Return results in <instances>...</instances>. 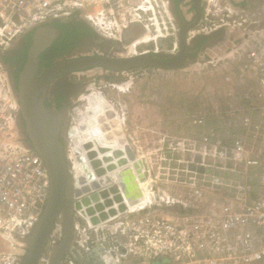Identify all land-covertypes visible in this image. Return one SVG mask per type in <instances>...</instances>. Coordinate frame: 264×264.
I'll return each mask as SVG.
<instances>
[{
	"label": "built area",
	"instance_id": "1",
	"mask_svg": "<svg viewBox=\"0 0 264 264\" xmlns=\"http://www.w3.org/2000/svg\"><path fill=\"white\" fill-rule=\"evenodd\" d=\"M89 6L101 9L88 12ZM69 13H80L95 32L113 37L129 27L119 33L117 24L124 20L115 17H137L151 33L164 30L173 40L172 51L179 49L170 0H0V54L38 24ZM158 17L166 20L158 25ZM199 26L203 34H228L209 50L205 65L223 77L230 101L223 114L236 134L229 140L160 136L152 154L141 158L152 201L105 227H91L82 217L74 240L82 257L108 256L112 264L158 259L168 261L161 264H264V0H208ZM198 27L189 38L201 33ZM160 51L155 45L152 52ZM9 94L0 66V264H18L21 239L39 218L50 189L40 155L17 144L18 107L7 101Z\"/></svg>",
	"mask_w": 264,
	"mask_h": 264
},
{
	"label": "water",
	"instance_id": "2",
	"mask_svg": "<svg viewBox=\"0 0 264 264\" xmlns=\"http://www.w3.org/2000/svg\"><path fill=\"white\" fill-rule=\"evenodd\" d=\"M117 1L114 0V3L116 4ZM200 1L196 0L197 19L191 23L177 15L175 5L170 0V10L180 27L177 53H140L124 57L87 54L55 63L45 70L39 79L37 78L41 60L39 56L60 36L61 30L51 25L40 27L34 32L27 53L28 60L19 75L18 112L25 121L31 141L28 149L40 155L46 165L50 189L39 218L28 236L21 239L25 252L18 264H41L46 253H48L47 264H64L68 257H75L80 262L83 257L74 242L76 223H83L84 214L88 215L95 226L101 220L108 221V215L98 210L104 208L105 201L103 202L101 198L107 199L109 192H113L117 193V200H121L118 192L119 184L113 183V187H106L112 182L108 173L116 170L118 166L125 167L130 161L134 163L140 180H146L144 161L137 158L134 146L120 124L118 112L104 97L100 95V103L98 105L94 103L92 109H87L88 102L81 105L80 99L72 105L49 106L45 97L50 86L64 75L94 69L124 73L147 69V67L161 71H176L184 68L195 59L191 57L196 52L192 49L189 33L199 25ZM34 30L35 27L27 31L23 37ZM144 32L141 24L134 23L124 31L123 35L137 38ZM212 45L213 43L210 42L205 48ZM74 122L79 125L72 128ZM88 128H92L91 132L99 138V141L90 140L84 142L83 147L75 146L74 140L77 139L74 137L78 138L77 135L81 131L86 133ZM94 142L98 145L97 149L94 148ZM70 143L75 146L71 145L77 160L83 166L85 176L78 177L71 168L72 163L68 157ZM111 145H120L124 148L112 149ZM100 154L102 157H99ZM117 177H121V174ZM106 201L110 202L108 199ZM127 211L122 205L119 213L115 215L112 212V215L116 217Z\"/></svg>",
	"mask_w": 264,
	"mask_h": 264
},
{
	"label": "rangeland",
	"instance_id": "3",
	"mask_svg": "<svg viewBox=\"0 0 264 264\" xmlns=\"http://www.w3.org/2000/svg\"><path fill=\"white\" fill-rule=\"evenodd\" d=\"M96 8L101 9L100 6ZM91 9L94 8L91 7ZM87 11L89 12L90 10L88 9ZM72 14L75 13L64 15ZM81 18L92 30H94L91 23L88 22L85 17ZM115 18L119 22L121 18L124 20L123 24H117L119 33H121L122 29L127 25L130 26L133 24L131 21L140 20L137 19V17ZM161 18L166 20V17ZM161 18L158 17L160 23L161 20H163ZM188 18L190 19L191 17ZM200 27L201 26L195 31L201 32L199 29ZM106 33L113 35V32L110 30ZM152 34L153 38H157L156 42L152 40L150 48L146 47L147 45H144V48L138 46L140 52L135 50L136 52L133 55H131L132 53L125 55L124 51L127 50L138 37H124L123 34L122 36L116 35V37L98 34L99 39H102L104 42L103 44L106 43V45L99 44L96 46L90 44L88 47H90L91 54L92 52L102 49L106 53H111L114 56H134L138 54V52L143 53L144 51L153 53L152 51L155 49V45L159 47V50L161 49L159 53H177L171 50L173 48V40L169 37H165L164 30L161 32L155 31ZM227 35L226 31L222 30V35H219L211 41L213 43L211 48H202L198 54L194 56L195 59L180 70L161 71L147 67V69L135 72L111 73L101 69H94L73 74L69 77V80L77 85V95L74 97V102L81 98L80 104L83 105L88 101V97L91 95H95L99 101L100 95L104 97L118 112L119 121H121L120 124L125 134L130 139L131 144L134 146L136 154L138 153L137 148L139 145L142 147L141 157L147 154L151 155L156 141L163 135L192 138L212 135L229 140V138L236 134V128L234 125H228V117L223 114L228 110L230 104V101L226 99L227 96L224 95L225 93L223 91L224 88L227 90V87L224 85L225 83L223 84L222 82V75L215 70L212 65H205L206 61L210 59L208 55H212L209 50L215 51L217 47L227 39ZM83 47H85V45ZM77 52L73 56H79ZM2 72L6 77V73L3 70ZM123 84L128 85L125 90L121 91L118 89V85ZM90 105L89 103L87 104V109H90ZM200 120L202 121L201 123L199 122ZM81 123H83V121ZM78 125L79 124H75L74 122L72 128ZM88 131H86L85 134L81 131L78 133V138L74 137V139H77V141L74 140L75 146L76 142L79 143V139H83L84 136L88 134ZM14 134V137L18 140L15 126ZM97 141H99V139ZM71 145L75 147L70 143V146H68L70 148L68 149V157L72 163L71 168L74 170L75 162L78 160ZM141 157L137 154L138 159H141ZM80 167L83 169L82 164H80ZM134 173L137 177L138 174H136V171H134ZM83 174H85V172ZM136 177L135 179L138 180V177ZM177 211H179V209H177ZM103 232L106 234L105 237H108L107 229L103 230ZM95 234L94 231H90L88 236L91 239L94 238ZM53 244L52 242L51 245ZM23 247L24 245L22 244L19 248L20 251H22L21 254L25 252ZM73 258L74 257H68L64 264H68ZM47 261L48 253H46L44 261L41 264H47ZM126 264L139 263L128 261Z\"/></svg>",
	"mask_w": 264,
	"mask_h": 264
},
{
	"label": "flooded vegetation",
	"instance_id": "4",
	"mask_svg": "<svg viewBox=\"0 0 264 264\" xmlns=\"http://www.w3.org/2000/svg\"><path fill=\"white\" fill-rule=\"evenodd\" d=\"M173 1V0H172ZM175 5V11L178 16L184 17L186 20L190 21L191 23L195 22L197 19V10L195 8L196 5V0H180L179 7H176L175 2L173 1ZM200 12H201V17L199 24L202 22V20L205 17L206 14V8L208 6V0H201L200 1ZM191 15V16H190ZM68 17V18H67ZM82 15L80 13H75L72 15H62L57 19H50L47 20L43 23L38 24L35 27V30L26 36H22L13 46L10 50H8L5 53L0 54V65L1 69L6 73V79L9 87V91L11 93V96L13 100L16 101L17 107L18 106V94H19V75L21 71L24 68V65L26 61H23V57L25 53H28V50L32 44L33 40V34L34 32L39 29L40 27H46V26H56V22H60L63 24H68L72 25L73 27H79L81 31L84 30L82 26H87V28L91 29L81 18ZM188 17H191L190 19ZM176 22V20H175ZM178 25V23L176 22ZM179 26V25H178ZM199 26V25H198ZM60 29L59 27H57ZM180 28V27H179ZM61 34L59 37L55 39V41L52 43L50 47H48L42 54L39 56L40 60V70L37 74V78L39 79L40 76L47 70L49 67L54 65L55 63L64 61L69 58L73 57H80L87 55V53H90V47L88 45H106L103 44L104 42L102 39H99V35L94 31V34H85L81 32L78 37H75L74 40H72L71 44L69 47L60 50L58 46H55L54 44L63 36L64 32L62 29ZM219 35H222V31L219 33H213V34H201L197 33L193 38L191 42L192 49L196 52L194 55L191 57H194L195 55L198 54V52L202 49L205 48L212 40H214L216 37ZM30 36V40H28V37ZM204 38H208V41L206 43H203L204 45L201 44V40ZM30 42V45L27 46V42ZM95 41V43H94ZM85 45V47H83ZM54 46V47H53ZM103 46V47H104ZM57 50L56 52H54ZM79 51V52H77ZM78 53L79 56H73L75 53ZM93 54H98V55H106V56H113L111 53H106L104 50L95 51L92 52V54L88 55H93ZM27 59V57H26ZM28 60V59H27ZM111 73H117V72H111ZM73 75V74H72ZM71 75H64L60 78H58L49 88V92L47 96L45 97L46 104L49 106L52 105H57L58 101L61 102L60 106L63 105H72L74 102V97L77 95L76 89L77 85L72 83L69 80V77ZM15 127L16 131L18 134V141L19 143L25 147L29 148L31 146V141L29 138V135L26 131V124L25 121L22 119V117L19 115V112L17 110L16 112V118H15ZM105 257V256H104ZM74 259V258H73ZM74 264H112L111 258L107 256L103 260L98 259L95 254L90 253V255H85L83 257V260L81 262H77L76 259Z\"/></svg>",
	"mask_w": 264,
	"mask_h": 264
},
{
	"label": "bare ground",
	"instance_id": "5",
	"mask_svg": "<svg viewBox=\"0 0 264 264\" xmlns=\"http://www.w3.org/2000/svg\"><path fill=\"white\" fill-rule=\"evenodd\" d=\"M93 10L97 11L99 9H97V8L90 9L89 12H91ZM131 22H133V24L134 23H137V24L138 23H142L143 24V22H141L140 20H133ZM157 24L160 25L158 19H157ZM134 26H136V24ZM145 27H144L145 32L143 34H141V36H139L138 39H136V40L134 39L135 42L132 43L134 45L131 44V46L128 49L126 48L127 50L124 51L125 55L131 54V53H132L131 55H133V54H135L136 51L140 52V49H139L138 46H142L140 48H144V45H147L146 47L150 48L151 47L150 44H152L151 43L152 40L157 39L155 37L153 38V34L151 33V30L149 28H145ZM158 29H160V26H158ZM132 31L135 32V30H133V29H132ZM176 46H177V44H176ZM139 52L136 55H139L140 54ZM127 85L128 84L118 85V89L123 91V90H125ZM6 98H7L8 102H10V100H11V103L13 104L14 107L17 105L16 101L13 100V98L11 96V93L9 94V97H6ZM87 102L89 104H91L90 105L91 106L90 109H92L94 107V103H95V105H98V103H100V101L98 100V98L95 95L89 96ZM120 123H121V121H120ZM88 130H89L88 134L85 135L83 139H79V143L76 142V145H78V147H83L82 145L86 141H90V140L95 141V139L97 141L99 139L97 136L95 137V135L91 132L92 128H90V129L88 128ZM17 142L19 144L18 140H17ZM97 146L98 145L95 143V147L94 148L97 149ZM111 146H112V149H120L121 150V149L124 148V147H122L120 145H111ZM99 157H102V155L100 154ZM83 170L84 169H82V167H80L79 161H76L73 172L78 177L79 176L82 177V176H85V174H83L85 171L83 172ZM134 171H136V174H138V171L134 167V163L129 161V163L125 167L118 166L116 170H114L113 172L108 173L109 177L112 179V182H111V184L109 183V185H107V186L104 185V186L110 188V187H113L112 186L113 183L119 184L120 189H118V192H119V197H121V200L119 201V200H117V196H116L117 193L109 192L107 199L110 200V202L106 201L107 199H104L105 197L101 198V200H103V202L105 201L104 202V208L103 209H98V210L103 212L104 214L108 215L109 220L115 218L114 215H112V212H114L113 214L117 215V213H119L120 207L122 205H124L127 210H135L137 208H140V207H143V206L147 205L148 203H150L152 201L153 194L149 190V188L147 187L148 186V182H149L147 177H146L145 181H141L140 178H139L140 176L138 174L137 175L138 180H137V179H135L136 175H135ZM120 174H121V177H117ZM130 179H132V180H130ZM84 217L88 220V223L91 225V227L95 226V225H93L91 223L88 215L84 214ZM105 223H107V221H102L101 220L100 223H98L96 226L97 227L98 226L105 227V225H104ZM7 248L8 247H6L5 249H7Z\"/></svg>",
	"mask_w": 264,
	"mask_h": 264
},
{
	"label": "trees",
	"instance_id": "6",
	"mask_svg": "<svg viewBox=\"0 0 264 264\" xmlns=\"http://www.w3.org/2000/svg\"><path fill=\"white\" fill-rule=\"evenodd\" d=\"M173 1L175 2L176 7H179L180 0H173ZM56 25H57V27L62 29L64 32L63 36L54 44L55 46H58L57 50L58 49L63 50L65 48L69 47L72 40H74L75 37H78L81 32L85 33L86 35L87 34H91V35L94 34V31L92 29L87 28V26H82L84 28V30L81 31V29H79L78 26L73 27L72 25L63 24L60 22H56ZM28 40H30V36L28 37ZM207 41H208V38L202 39L200 45H204L203 43H206ZM29 45H30V42L28 41L27 46H29ZM57 50H55L54 52H56ZM26 57H27V53H25V55L23 57V59H24L23 61L27 60ZM60 104H61V102L58 101V103H57L58 107L60 106ZM48 105H49V103H48ZM165 262H168V261L158 259V260H155L153 263L154 264H161V263H165Z\"/></svg>",
	"mask_w": 264,
	"mask_h": 264
},
{
	"label": "crops",
	"instance_id": "7",
	"mask_svg": "<svg viewBox=\"0 0 264 264\" xmlns=\"http://www.w3.org/2000/svg\"><path fill=\"white\" fill-rule=\"evenodd\" d=\"M137 152H138L137 154L140 155V157H141V154H142V147H140V145H139V147L137 148ZM141 158H142V157H141ZM130 177H131V176H130ZM130 180H132V179H130ZM79 225H80V224L77 222V223H76V229H77V227H79ZM76 238H77V236H76Z\"/></svg>",
	"mask_w": 264,
	"mask_h": 264
}]
</instances>
